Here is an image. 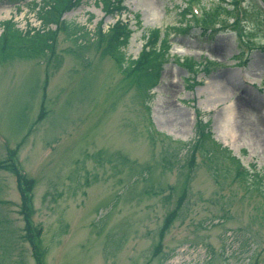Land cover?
<instances>
[{
  "label": "rangeland",
  "instance_id": "1",
  "mask_svg": "<svg viewBox=\"0 0 264 264\" xmlns=\"http://www.w3.org/2000/svg\"><path fill=\"white\" fill-rule=\"evenodd\" d=\"M41 1L0 0V35L8 20L42 28ZM193 1L124 0L120 15L84 0L64 14L94 35L82 46L59 32L53 49L0 60V161L25 174L28 196L26 209L18 176L0 168V264H38L31 239L40 256L47 250L43 264H264V200L231 160L216 169L197 153L187 178L190 151L148 136L193 142L199 109L214 138L264 175V0ZM219 3L226 11L209 20L205 11ZM118 19L133 32L127 57L155 28L170 42L158 81L145 80L150 114L137 78L108 55V38H96L100 21L107 31ZM117 151L139 165L110 162ZM185 184L181 216L161 240Z\"/></svg>",
  "mask_w": 264,
  "mask_h": 264
},
{
  "label": "trees",
  "instance_id": "2",
  "mask_svg": "<svg viewBox=\"0 0 264 264\" xmlns=\"http://www.w3.org/2000/svg\"><path fill=\"white\" fill-rule=\"evenodd\" d=\"M83 1L84 0H42L40 3L36 2L35 9H38L40 20L42 21V28L39 29L30 26L24 30L18 27L13 20L4 21L3 32L0 35V60L5 61L6 59L14 56L31 55L35 51H43L44 49L47 51L48 46L53 49L59 32H63L70 38H73L77 46H82L87 41L86 37H92L94 35L91 34L87 26H80L75 22L68 21L64 18V14L68 10L79 7ZM102 3L106 14L119 13L121 15L126 8L124 0H102ZM221 5L222 3H219L218 6L212 8L211 10L205 11L206 17L209 20H218V18L222 16L221 12L226 11V9H224ZM187 11H190V6L187 7L184 15L187 14ZM190 13L191 12H189V14ZM52 24H55V28L51 26ZM188 27L191 28V24H188ZM132 34L133 32L129 24L124 23L122 19H118L116 23L107 31L105 30L104 21L102 20L98 23L96 38H99L100 42H103V40L106 41V38H108L105 46V50L108 55L116 60L120 71L124 73V75L129 78H137V81L140 84L139 88H141L142 95L144 97V102H146V109L150 114V102L153 97V88L151 86L158 81L161 75L163 59L169 53L171 46L168 38L162 35L161 29L155 28L149 32L140 55L136 59H133L127 57L125 51ZM187 64H189L190 69L195 73L201 66L199 64H191L190 62ZM145 80H147V82L152 81V85L149 87ZM44 114L45 109H43L40 118H43ZM196 116V138L191 143H184L181 140H175L170 135L154 129L149 130V139L153 143H156L158 138L163 137V139H168L171 143L177 142L178 145L186 147L188 151H190L186 162L188 169L187 178L191 176V172L198 166V156H196L197 153L203 157L208 156V158H205L208 159L210 164L216 169L220 166L217 162H223V157H228L239 171L238 174H235V177L246 182L245 185L247 184L250 193L260 195L264 200V175L260 171H256L254 167H246L239 157L233 155L230 148L224 146L214 138L211 123L210 121L204 120V113L201 110L197 109ZM149 125L150 127L153 125L151 119L149 121ZM109 161L116 162V165H126L130 168H134L139 165L136 160L130 159L126 154L120 151L112 153L109 157ZM174 163V160L165 157V167L172 169ZM0 168L14 171V173L18 175L19 184L22 185L23 182H26L25 176L19 172L11 160L0 161ZM139 171L141 175L147 176L151 173V168L144 167ZM32 183V180L25 183L28 185L27 188L30 191L32 190ZM21 193L24 201L23 208L27 209L28 196L26 195V191L23 186H21ZM188 195L189 187L185 184L178 198L176 207L167 214L163 225L158 230V235L161 240L164 239L165 234L172 228L176 220L180 218L181 210L188 198ZM170 198L171 195L167 196L168 200H170ZM27 220H29L28 216ZM39 233L41 235V229H39ZM23 236L25 238V235ZM161 242L162 241H160V244H158L154 250L156 255L162 252ZM31 243L34 248L38 264H43L44 253H46L47 250L43 252L42 257L39 255L40 252L38 244L33 239H31Z\"/></svg>",
  "mask_w": 264,
  "mask_h": 264
}]
</instances>
